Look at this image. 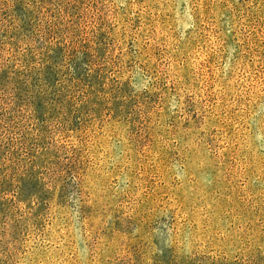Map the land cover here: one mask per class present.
<instances>
[{"label":"rangeland","instance_id":"1","mask_svg":"<svg viewBox=\"0 0 264 264\" xmlns=\"http://www.w3.org/2000/svg\"><path fill=\"white\" fill-rule=\"evenodd\" d=\"M0 264H264V0H0Z\"/></svg>","mask_w":264,"mask_h":264}]
</instances>
